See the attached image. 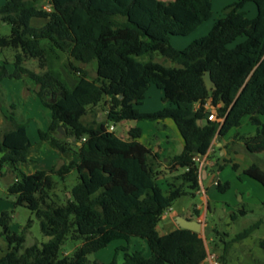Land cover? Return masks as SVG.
Returning a JSON list of instances; mask_svg holds the SVG:
<instances>
[{
	"label": "trees",
	"instance_id": "trees-1",
	"mask_svg": "<svg viewBox=\"0 0 264 264\" xmlns=\"http://www.w3.org/2000/svg\"><path fill=\"white\" fill-rule=\"evenodd\" d=\"M246 2L255 5L253 17L244 10ZM211 6V0H48L49 8L38 0H5L0 5V22L10 26L9 34L0 35V48L15 51L12 70L8 62L0 63V87L5 78L31 79L49 112L47 128L37 129L35 142L27 136V124L13 117L0 132V177L4 168L13 174L6 192L14 196V205L38 218L49 237L25 246L26 228L12 231L10 212L1 211L0 236L8 249L0 264H90L88 254L114 240L128 244L132 238L145 240L150 254L129 251L125 245L116 248L106 264H119V250L124 252L120 264L203 262L207 250L200 233L175 227L160 234L162 215L176 199L194 196L199 189L197 157L215 156L217 171L227 163L237 170L238 164L216 149L208 152L215 136L248 118L254 132L236 134L232 140L250 154L264 152V0H234L206 35L183 49L174 48L170 37L187 35L210 19ZM36 18L45 22L32 24ZM240 36L244 39L230 46ZM155 53L164 62L155 60ZM61 54L77 79L73 87L47 62V56L56 59ZM27 59L37 60L39 71L26 67ZM167 60L172 65L165 64ZM91 62L94 77L85 67ZM207 70L214 82L210 89L203 79ZM150 85L161 91L167 105L141 112L137 106ZM52 93L56 97L49 100ZM212 111L216 118L210 120ZM103 112L105 117L99 119ZM88 115L93 118L87 120ZM164 118L173 121L183 141L182 150L168 156L139 141L140 127H130L121 138L107 124L108 119L116 123ZM42 142L63 162L48 170L23 171L35 162L31 155ZM178 169L182 171L171 175ZM72 170L76 182L60 197L56 186ZM165 170L171 176L166 177ZM242 172L264 187V169L258 163ZM228 187V182H217L219 192ZM258 224L243 229L234 240ZM69 235L81 243L71 255H61ZM258 244L264 249V238ZM219 257L225 264L224 256Z\"/></svg>",
	"mask_w": 264,
	"mask_h": 264
},
{
	"label": "rangeland",
	"instance_id": "rangeland-1",
	"mask_svg": "<svg viewBox=\"0 0 264 264\" xmlns=\"http://www.w3.org/2000/svg\"><path fill=\"white\" fill-rule=\"evenodd\" d=\"M5 0H0V5L4 3ZM168 1V0H167ZM234 0H211L212 4V16L210 19L201 23L194 31L187 35H172L170 37V44L176 49H183L187 45H189L193 40L200 38L208 33L214 24L215 20L222 14V9L233 2ZM38 3L45 8L48 7V0H38ZM244 10L247 12L249 17L254 16L255 14V5L252 2H246L244 4ZM43 22V19H34L33 23L36 25H40ZM10 32V26L3 22H0V35H7ZM244 39L243 36H240L236 39L235 42L230 44V46H234L237 42H240ZM14 49L10 47L0 48V63L8 62L6 64L7 67L12 69V61L14 58ZM154 59L158 61H163L164 58L159 54L155 53ZM47 62L50 67H54L56 70L58 69L60 72L69 74L70 69L68 66L67 58L63 54L59 55L58 58L54 59L53 55L47 56ZM23 64L35 71H39L38 62L35 59H27L23 62ZM165 64L172 65L170 61H166ZM88 69L89 76L94 77L95 75V63L91 62L85 66ZM38 87L33 83V81L27 77H23L19 80L16 79H4L1 81L0 87V132L7 129L10 126V120L8 117H13L17 121L24 122L27 124V133L28 137L31 141H37V129L41 127H45L48 121V110L41 104L36 90ZM7 97V101L2 100V96ZM56 94L52 93L48 97L49 100L54 99ZM162 93L159 89H157L154 85H150L145 93L144 99L137 106L139 111L141 112H156L161 110L165 105V102L162 101ZM4 98V97H3ZM13 115H12V114ZM104 112L98 117L99 119L104 118ZM92 115H88L86 117L87 120L92 119ZM135 123L134 121H121V122H113L111 119L107 120V124H112L115 127L116 135H127L126 124L127 123ZM141 127H144L148 133L144 136L142 140L146 143L153 144L155 147H161L160 151L163 153H169L171 155L178 153L181 149V143L179 141V137L176 134L175 127L172 121L168 118L161 119L159 121H151V120H142L139 122ZM145 125V126H144ZM64 132V131H63ZM168 136V137H167ZM248 153V152H247ZM219 154V152H218ZM250 161L260 163V159L264 161V152L257 154H250ZM36 158V163H31L27 167H22L25 172H32L37 169H48L52 165H58L62 162V158L60 154L53 148L49 147L46 142H42L40 148L36 153L31 155L32 158ZM220 156V154H219ZM224 156V155H222ZM252 159V160H251ZM228 164V163H227ZM226 165V164H225ZM262 165V164H261ZM164 169V167H163ZM181 169L176 170L175 172L167 173L165 170V176L168 177L170 174H177L181 172ZM217 171V170H216ZM219 171V170H218ZM169 172V171H168ZM170 175V176H171ZM13 179V174L9 171L8 168H4V175L0 177V212L1 211H9L11 215L10 220V228L12 231L21 232L24 228H26L25 233V242L24 245H30L33 243L40 244L48 240V236L44 235L40 229V224L38 218L26 207L20 205H14L13 200L14 197L11 195L4 196L2 194L5 186ZM57 179V178H56ZM169 180L171 177L168 178ZM76 182V172L72 170L69 175L66 177L65 182L58 183L56 192L60 197L63 194H67V190L70 189V186ZM163 182V181H162ZM199 199L197 197H193L191 195H183L176 199L173 203V207L177 209L179 212L184 208H190L192 203H198ZM264 208L261 207L255 208L254 216H260L262 210ZM213 209L212 214L208 215V224L209 227L206 230V237L212 233V228H217L218 230H225L226 225L224 222L225 213L224 207H211ZM239 216V215H238ZM245 219L239 218L238 223L234 227L238 228L239 224L243 225L245 223ZM259 234H264V226H261L257 231ZM214 233V231H213ZM215 234V233H214ZM135 240V238H133ZM138 240V239H136ZM81 241L72 238L70 235L65 239L63 246L60 249V254L63 255H71L74 249L80 245ZM5 241H3L2 237H0V255L5 249ZM126 243L124 240H114L106 247L100 249L97 252L90 253L87 255L90 260V264H106L108 263L115 253L116 248H121V246H125ZM137 249H140L145 253V248L142 246H137ZM148 250V248L146 247ZM122 253L121 250L118 251V255ZM146 255H149L147 253ZM219 257V256H218ZM220 259V257H219Z\"/></svg>",
	"mask_w": 264,
	"mask_h": 264
},
{
	"label": "crops",
	"instance_id": "crops-1",
	"mask_svg": "<svg viewBox=\"0 0 264 264\" xmlns=\"http://www.w3.org/2000/svg\"><path fill=\"white\" fill-rule=\"evenodd\" d=\"M255 13H256V9H255ZM33 20H32V24L36 25L35 23H33ZM44 22L45 20H43L41 24H43ZM7 68L9 70H12L9 67ZM62 77L65 79L69 87H73L77 82V79L70 73L66 74L62 72ZM5 79H10V78H5ZM2 100L4 102L5 100L7 101V97L5 95L2 96ZM48 121H49V115H48ZM124 121H129V120H124ZM130 121H134V120H130ZM134 122L135 123H133L132 125L131 123L128 122L125 125L126 130H128L130 127L133 126L140 127L142 132L139 141L145 144L147 147H150L154 151L155 150L160 151L161 147L154 148L153 144L151 145L150 143L147 142L145 143L144 140H142L144 136L148 133V131H146L144 127H141L139 125L140 121H134ZM47 124L45 127H41V129H46ZM114 130L115 127L113 126L112 131ZM254 130H255L254 125L250 123L248 118H245L240 126L231 128L225 135L221 137L215 136L211 142L208 152L211 153L213 150L216 149L219 152L220 156L224 155L225 159H231L234 162H236L238 164L237 170H234L231 164L228 163L224 165L219 171H216L214 165L216 157L214 156L209 159L206 157V155L201 156L200 159L198 160L199 173H200V187L193 196V197H197L199 199V202L192 203L193 205H191L190 208L183 207L181 212L175 209L172 205V207L167 211V213H164L162 215L161 221L157 225V230L159 231L160 234H163L177 227L175 218L179 214L184 215L187 218L200 220V222L202 223V229L200 235L203 237L205 241L206 250H207V256L201 264H210V260L208 256L209 254H213L216 257L223 255L225 264H264V249H262L258 244V241L264 238V234H259L257 232L261 226H264V208L262 209L260 208L262 210L260 216H254L255 208L261 207V204L264 201V187L260 182H258L257 180L253 179L252 177L242 172V170L245 167H247L252 163V161H250L251 155L247 153V151L244 149V146L240 141L232 140L234 135L236 134H252ZM175 131L181 143V149H180L181 151L183 148V141L176 127H175ZM26 133H27V126H26ZM118 136L121 138L125 137L124 135H118ZM160 153L162 154V156L171 155L169 153L166 152L163 153L161 151ZM36 158L37 156L33 158L35 160L34 163H36L37 161ZM219 162H222V160H219ZM260 162L262 165L259 162L258 165L264 169V161L260 159ZM48 169H44V170H48ZM218 181L228 182L229 187L226 189V191L219 192L217 190ZM2 194L4 196L7 195L6 186ZM212 206H214V209L216 207H222V206L224 207V213H225L224 222L226 225V229L221 231L213 227L212 230L214 231L215 234L212 231V233H210L207 238L206 230L209 227L207 219H208V215H211L213 212L212 211L213 209H211ZM195 209L199 211L198 214H195ZM239 212H243V213L239 214ZM240 217L245 219L246 221L245 223H243V225L239 224V227L236 228L234 226L236 225V223H238ZM255 223H259V224L257 227L253 228L248 235L238 240H234L235 236L239 234L243 229ZM139 245L145 248L144 251L145 253H143L144 255H146L147 253L150 254L148 245L146 241L143 239L135 238V240H133L132 238L128 244L126 243V246L128 247L129 251L140 250L136 248ZM146 247L148 248V250L146 249ZM7 249H8L7 245L5 244V249L0 255V257L7 251ZM123 253L124 252L122 251V253L119 256H117V261L119 264L122 262Z\"/></svg>",
	"mask_w": 264,
	"mask_h": 264
},
{
	"label": "water",
	"instance_id": "water-1",
	"mask_svg": "<svg viewBox=\"0 0 264 264\" xmlns=\"http://www.w3.org/2000/svg\"><path fill=\"white\" fill-rule=\"evenodd\" d=\"M204 83L207 89H210L214 86V82L211 78L210 72L207 70L204 75ZM59 130L63 133L62 127H59ZM177 227L190 229L195 232H201L202 223L198 219L187 218L184 215H177L175 218Z\"/></svg>",
	"mask_w": 264,
	"mask_h": 264
},
{
	"label": "built area",
	"instance_id": "built-area-1",
	"mask_svg": "<svg viewBox=\"0 0 264 264\" xmlns=\"http://www.w3.org/2000/svg\"><path fill=\"white\" fill-rule=\"evenodd\" d=\"M207 118L210 119V120L215 119L216 117H215L214 112L212 111L210 114H208ZM108 130L112 131V130H113V126H112V125H109V126H108ZM199 159H200V157H197V158H196L197 161H198ZM169 209H170V208H169ZM169 209H168V210H169ZM168 210H166L165 213H167ZM208 256H209L210 264H220L219 261H218V259H217V257H216L215 255H213V254H209Z\"/></svg>",
	"mask_w": 264,
	"mask_h": 264
}]
</instances>
